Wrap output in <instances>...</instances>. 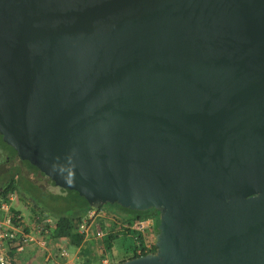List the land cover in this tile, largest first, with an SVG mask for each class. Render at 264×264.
Returning <instances> with one entry per match:
<instances>
[{"label":"water","instance_id":"obj_1","mask_svg":"<svg viewBox=\"0 0 264 264\" xmlns=\"http://www.w3.org/2000/svg\"><path fill=\"white\" fill-rule=\"evenodd\" d=\"M0 134L154 211L156 250L115 264H264V0H0Z\"/></svg>","mask_w":264,"mask_h":264},{"label":"built area","instance_id":"obj_2","mask_svg":"<svg viewBox=\"0 0 264 264\" xmlns=\"http://www.w3.org/2000/svg\"><path fill=\"white\" fill-rule=\"evenodd\" d=\"M13 193L6 199H0V264H13V259L7 252H22L31 243H39L46 246L49 242L48 234L56 221L50 216H40L26 224L23 216L16 213L11 205ZM101 208H93L88 211L87 217L79 223V231L85 235L88 232L87 224L90 223ZM154 217L135 218L134 220L122 221L118 231H136L135 239L142 235L143 245L136 248L138 256L154 252L156 250V234L154 233ZM29 227V229H28ZM104 232L97 231V235L104 236ZM61 255L67 256L65 248H61ZM101 264H112L111 255L102 253Z\"/></svg>","mask_w":264,"mask_h":264},{"label":"trees","instance_id":"obj_3","mask_svg":"<svg viewBox=\"0 0 264 264\" xmlns=\"http://www.w3.org/2000/svg\"><path fill=\"white\" fill-rule=\"evenodd\" d=\"M7 149H10L14 155L16 154V150L12 146L5 143L2 139V135L0 134V153L2 150L7 151ZM7 152H9V150ZM1 155H3V154L1 153ZM3 159L5 160V162H7V160L5 158H3ZM2 162L3 161L0 160V163H2ZM24 162L31 169L41 172L37 167L32 165L29 161L24 160ZM2 173L3 174H0V199H6L9 194L18 191L23 185V183H22L23 180L28 181L21 174L19 168L16 167V165L11 166L7 170H4V172H2ZM51 182L54 184V182L52 180H51ZM55 186H57V185H55ZM57 187L60 188V191H61L60 193H58V197H59L60 201L67 199L68 196L70 195L74 200L81 201L82 211L80 213L73 215L69 212H66V211H63L62 209H60V212L57 213V215H55L56 223L51 228L50 233L47 236H48V238L51 237L52 239H56V240L63 239V238H69L71 240L72 245H74L76 247L81 246L84 242L85 234L79 231V223H81L83 221V219H85L87 217L88 211L93 209L94 207H92L88 203V201L83 196H81L77 191L62 188L60 186H57ZM66 194H67V197H66ZM106 205H108L106 207H109L111 209L118 208V209L124 211L125 212V218H126L125 220H134L135 218H148V217H154V215H155V213L152 209L151 210H145V211H135V210H130L128 208H124V207H122L116 203L115 204H106ZM13 209L16 213H19V214L21 213L19 210H16L15 208H13ZM49 215H50L49 213H47V214L43 213L41 215L35 213L32 217H33V219H35L37 217L40 218V216H49ZM22 220H24V219L22 218ZM136 234H137L136 231H132V230H127L124 232L125 237H128V235L132 236V238H131L132 242H131L130 248H129L130 251H128V253L126 255H123V256L118 257V258L116 256H114V253L112 252V248L114 246L115 238L119 237V235L118 234L115 235V234H111V233L106 235V237H105L106 250L111 251V253H112L111 254L112 264H115V263H118L120 261L138 256V254L136 253V248L143 245V239H142L141 234L139 235L138 239H135ZM94 259H96V258H94Z\"/></svg>","mask_w":264,"mask_h":264},{"label":"rangeland","instance_id":"obj_4","mask_svg":"<svg viewBox=\"0 0 264 264\" xmlns=\"http://www.w3.org/2000/svg\"><path fill=\"white\" fill-rule=\"evenodd\" d=\"M1 153L3 155H1ZM0 160L3 161L0 163V174H3L4 170L10 168L13 164L9 161L5 162L3 158H5L6 151H1ZM23 166L22 175L28 180H23L22 187L13 193V200L11 201V205L16 210H19L23 216L26 224H30V221L33 219V215L49 213L50 217L53 220H56L55 215L60 212V209L63 211L69 212L73 215L80 213L81 209V201L74 200L70 195L67 199L63 201L59 200L58 193H60V188L55 186L48 176L42 174L39 171L31 169L25 162L20 163ZM36 184V185H35ZM67 197V194H66ZM65 198V197H64ZM108 205H104L106 207ZM103 208V207H102ZM109 213V212H108ZM154 233L157 235V230L154 229ZM122 235V233L120 234ZM132 240L131 238L125 236H119L115 238L114 246L112 248V252L114 256L121 257L128 253L130 244ZM98 251L94 250L89 255L91 257H96L100 254L99 259L102 253H107L111 255V251H107L102 242L98 244ZM73 248H71L72 250ZM69 252V251H68ZM108 254V255H109ZM72 255L70 251V256ZM95 261V260H94ZM80 263V260H79Z\"/></svg>","mask_w":264,"mask_h":264},{"label":"crops","instance_id":"obj_5","mask_svg":"<svg viewBox=\"0 0 264 264\" xmlns=\"http://www.w3.org/2000/svg\"><path fill=\"white\" fill-rule=\"evenodd\" d=\"M124 219H126L124 211L118 208L101 207L95 218L87 224L88 232L81 246L72 245L69 238L56 240L49 237V242L46 246L38 242L31 243L22 252L11 251L7 252V254L13 259V264H101L100 254L95 257L96 259L89 254L94 252V250L98 251L97 244L99 242H102L106 249V235L111 233L124 236V232L118 231V227ZM97 231L104 232V236H98ZM121 233L122 235H120ZM128 238H132V236L128 235ZM61 248H65L67 252L69 251L67 256L61 255ZM71 248L73 249L71 250ZM70 251L72 253L71 256ZM107 253L109 254V252Z\"/></svg>","mask_w":264,"mask_h":264},{"label":"flooded vegetation","instance_id":"obj_6","mask_svg":"<svg viewBox=\"0 0 264 264\" xmlns=\"http://www.w3.org/2000/svg\"><path fill=\"white\" fill-rule=\"evenodd\" d=\"M9 150V152H7ZM2 151H6V150H2ZM7 153H5V159L7 160V161H9V162H11L13 165H16V167H18L19 168V170H20V172L22 173V169H23V166H22V164H20V163H23L24 162V160L23 159H21L18 155H16L17 154V152H16V154L14 155L12 152H11V150L10 149H7ZM12 165V166H13ZM103 207V206H102ZM156 217V214L154 215V218Z\"/></svg>","mask_w":264,"mask_h":264}]
</instances>
